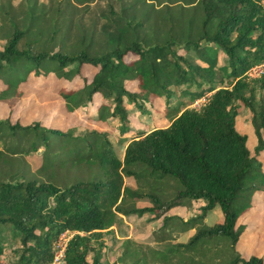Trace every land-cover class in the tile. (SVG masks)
I'll return each instance as SVG.
<instances>
[{
  "label": "trees",
  "instance_id": "16d2710c",
  "mask_svg": "<svg viewBox=\"0 0 264 264\" xmlns=\"http://www.w3.org/2000/svg\"><path fill=\"white\" fill-rule=\"evenodd\" d=\"M63 1L72 8L90 0ZM3 7L0 99L10 92L16 95V86L28 76L54 72L69 78L87 64L94 72L81 87L57 89L63 107L70 111L98 93L97 114L91 117L111 127L116 122L118 135L87 126L75 132L40 122L0 121V161L4 151L27 154L43 149L37 175L0 168V254L7 235L20 244L13 250L15 257L0 259V264L51 261L52 244L65 230L74 233L64 246V264H102L101 232L119 215L159 216L185 201L201 204L199 213L182 221L183 232L215 206L221 219L196 228L184 242L152 251L158 260L202 264L192 260L194 254H204L208 242L220 238L230 249L219 264H264L263 257L235 251L242 232L236 222L251 206L252 195L264 191L258 157L264 151V72L248 79L244 73L264 59V0H114L98 12L90 29L74 25L69 42L73 25L60 31L59 10L53 29L45 33L38 22L47 11L36 2L23 4L24 15L15 11L16 5ZM217 53L223 55L221 63ZM131 80L137 91L125 87ZM203 95L201 104L188 106ZM173 97L177 99L170 105ZM154 98L164 101L169 123L131 130L129 109L146 113ZM235 101L250 113L253 155L247 135L235 127ZM66 168L79 169L82 176L56 184V171ZM125 176L170 178L177 187L171 197L161 199L158 183L141 193L124 183ZM126 196L146 197L151 203L126 207Z\"/></svg>",
  "mask_w": 264,
  "mask_h": 264
},
{
  "label": "rangeland",
  "instance_id": "374dc122",
  "mask_svg": "<svg viewBox=\"0 0 264 264\" xmlns=\"http://www.w3.org/2000/svg\"><path fill=\"white\" fill-rule=\"evenodd\" d=\"M28 1L36 2L43 11H47L45 18L38 22L39 28H44L45 33H49L53 29L51 22L55 16V9L59 10L61 13L58 14L59 20L56 24L60 27V31H64L69 24L73 25L66 40V42H69L74 31V25L78 24L83 30L90 29L94 21L98 19V12L105 9L107 4L114 0H90L85 5L83 3L72 8L65 6L63 0H0V6H4L3 8L5 9L8 8L7 5H16L15 11L18 10L19 14L24 15L23 4ZM71 2L73 1L71 0ZM2 43L3 40L0 39V48ZM216 58L217 63H221L223 55L217 53ZM193 60L196 62L198 59L194 57ZM248 69L244 72L247 79L258 75L252 70H249L251 73L248 75ZM93 72L94 68L83 64L79 68V74L69 78L59 77L54 72L38 73L32 77L28 76L16 86L15 90L18 92L16 95L10 92L5 98L0 99V121H6L10 124L18 123L19 125L40 122L45 126L61 129L69 128L75 132H82L83 128L87 126L117 134L118 130L115 129L116 122H111L113 126L111 127L104 121H96L91 117L97 114V105L100 101L98 93L93 94L90 102H84L83 105H77L72 110L67 111L63 107V99L57 92V89L60 88L75 89L81 87L85 78L88 79ZM124 85L130 91L138 90L134 80L126 81ZM1 86L2 79L0 78V88ZM205 97L203 95L193 100L188 106H198L204 101ZM176 99V97H173L170 105H173ZM235 103L237 104L235 127L237 131L247 135V147L253 155L255 153L253 147L256 142L250 125V113L243 109L238 101H235ZM164 108L165 104L161 98H154L152 107L148 106L146 113L139 112L135 107H131L128 114L129 128L131 130L139 128L149 130L153 127L166 126L170 119L164 114ZM147 117L152 118V120L150 122L144 121ZM1 126H5V122H2ZM258 153L264 169V151H259ZM42 155V146L27 154L4 151L0 161V168L13 167L12 169H18L26 176H31L32 173L37 175L38 172L35 167ZM77 175L82 176L81 170L76 168L58 170L54 181L58 185H64L70 178ZM45 176L40 175L43 178ZM123 181L132 189L141 193L149 192L150 183H158V185L162 186V190L158 193V197L161 199L171 197L177 187L170 178L160 181L144 177L136 180L125 176ZM150 203V200L146 197L135 200L126 196L123 205L131 207ZM200 204L197 201H185L181 205L173 206L163 211L159 216H153V214L148 213L138 217L134 215L131 217L119 215L113 225L101 232V237L105 242V247L100 252L101 263L162 264L163 261L158 260L153 255L154 253L151 254L152 251L160 250L171 243L184 242L196 228L220 221L221 212L215 206L207 212L201 221L195 223L192 229L183 232L181 229L182 221L192 214L199 213ZM236 225H242V232L235 245V251L244 257L253 254L264 259V191L256 192L252 195L251 206L239 216ZM72 233L74 231L65 230L58 234L59 237L57 236L54 240L52 248L57 243H64ZM3 242L0 259L11 261L15 257L13 250L20 246L19 241L7 235ZM229 249L226 241L220 238L210 240L204 254H194L192 260L202 264H219L229 256Z\"/></svg>",
  "mask_w": 264,
  "mask_h": 264
},
{
  "label": "built area",
  "instance_id": "2783aa9c",
  "mask_svg": "<svg viewBox=\"0 0 264 264\" xmlns=\"http://www.w3.org/2000/svg\"><path fill=\"white\" fill-rule=\"evenodd\" d=\"M249 70L254 71L258 75L260 73L264 72V59L262 61L258 62V63H255V64L251 65L249 67V69H248V75H249V73H251ZM66 241H64V243H57L56 246L53 247L52 259H51V261H49V262H47L45 264H64V246H65Z\"/></svg>",
  "mask_w": 264,
  "mask_h": 264
},
{
  "label": "crops",
  "instance_id": "0c3cea01",
  "mask_svg": "<svg viewBox=\"0 0 264 264\" xmlns=\"http://www.w3.org/2000/svg\"><path fill=\"white\" fill-rule=\"evenodd\" d=\"M197 202L201 203V201H197Z\"/></svg>",
  "mask_w": 264,
  "mask_h": 264
}]
</instances>
